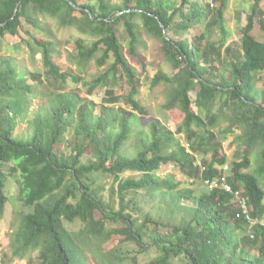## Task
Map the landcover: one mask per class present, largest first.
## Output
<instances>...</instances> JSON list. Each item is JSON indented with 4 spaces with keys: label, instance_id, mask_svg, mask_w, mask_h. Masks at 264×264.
<instances>
[{
    "label": "trees",
    "instance_id": "obj_1",
    "mask_svg": "<svg viewBox=\"0 0 264 264\" xmlns=\"http://www.w3.org/2000/svg\"><path fill=\"white\" fill-rule=\"evenodd\" d=\"M178 1L181 6L177 9L172 0H122L116 8L110 7L109 0H0V36H14L22 30L27 38L21 41L32 53L40 52L47 79L53 84L65 82L67 76L75 81L79 78L55 62L54 40L37 36L44 30L38 16L55 18L59 25L74 26L93 38L89 43L76 39L74 52H68V59L80 69L93 60L103 66L112 59L106 71L85 82L90 88L105 87L97 114L93 113V101L79 104L73 93L57 92L47 115L36 116L31 122L32 134L24 137L16 135V130L19 119L27 114L31 85L19 77L10 57L0 56V219L9 201V186L15 188L16 200L23 207L16 213L13 256L23 258L37 251L35 264H88L85 250L100 248L117 234L121 244L134 243L139 252H154L145 264H178L176 258L182 264H264V187L259 182V177L264 180V92L260 97L255 93L256 76L264 72V39L259 40L256 33L258 29L264 36L263 0H253L239 48L226 45L224 39L229 0ZM205 24L208 29L218 24L222 38L214 41L206 37ZM119 26L126 32L131 54L136 53L142 31L160 42V51L174 73L157 72L151 85H172L164 108H179L182 120L177 131L183 132L188 149L175 138L174 131L153 120L149 141L144 140L134 156L123 152L133 122L145 110L136 98L141 82L125 55ZM168 29L177 36L166 37ZM188 29L198 32L190 41L185 36ZM222 51L232 59L228 78L216 65ZM118 81L126 83V94H117L114 86ZM190 90H196L194 102L206 112L204 116L192 109ZM123 98L130 110L107 105ZM218 99V110H214ZM221 118L226 124L222 136L234 135L238 143L226 168L228 158L220 155L215 133ZM69 132L74 133L72 151L65 154L59 146ZM174 145L175 149L165 151ZM257 149L259 162L253 169L251 158ZM209 152L207 160L203 155ZM197 155L202 156L199 164ZM85 156L90 159L85 161ZM165 164L191 178L199 177L201 167L203 182H220L224 177L234 189L242 190L252 219L258 221L250 226L232 193L222 188L205 185L198 195L178 190L180 178L157 176ZM124 172L138 177L121 178ZM98 173L116 181L111 192L118 198L117 211L112 202L102 198L100 186L85 184ZM141 193L164 204L170 215L181 212L180 218L174 224H164L146 212L138 224L126 209L132 205L136 213V195ZM76 222L78 230L68 227ZM117 222H123L122 226L112 228ZM161 225L168 231L161 232ZM115 257L111 264L127 259V251L115 253ZM131 260L137 263L135 255Z\"/></svg>",
    "mask_w": 264,
    "mask_h": 264
},
{
    "label": "rangeland",
    "instance_id": "obj_2",
    "mask_svg": "<svg viewBox=\"0 0 264 264\" xmlns=\"http://www.w3.org/2000/svg\"><path fill=\"white\" fill-rule=\"evenodd\" d=\"M175 2L174 8H179L180 2L178 0H172ZM83 2L93 3L94 0H83ZM202 3H209L211 0H201ZM253 0H229L227 7L224 12V20L226 27V35L224 39L226 45L233 44L236 48H239L241 41V29L246 23V15L250 12V6ZM111 8H116V6L122 5V0H109ZM260 6L264 10V0L261 2ZM183 13H186L187 6L183 5ZM172 12V9L171 11ZM214 12V11H213ZM215 13V12H214ZM41 19L43 31L39 32L38 37L42 38L44 35L51 37L55 42V62L58 65L62 64V70L67 73L72 72L75 76L79 78L75 81L71 77L67 76L65 82H56L53 84L52 81L47 79V72L45 71L41 54L38 51L32 53L31 50L21 41L22 38H27L23 31L20 30L18 34L14 36L6 35L0 36V56L10 57L13 60L19 73V77L26 80L27 84L31 85V92L28 93L29 107L25 117L19 119V124L17 126L16 135H21L27 137L32 134V124L31 122L36 116L44 117L47 115L49 106L53 100V96L57 92L62 93H73L79 104H83L85 101H93L96 106L95 109L90 106V109H94L93 113L97 114L99 112L100 105L103 103V98L105 96V87L100 85L90 88L85 85V82H91L93 78L100 72L106 71L109 64L112 62L110 59L109 63L103 66H97L96 62L90 61L89 64L80 69L73 61L68 59V52H74L75 40L78 38H83L87 43L93 38L84 35L79 32V30L74 26H61L55 18L38 16ZM209 24H205L204 31L206 37L214 41H218L222 38L220 33V26L217 24L213 25L208 29ZM258 27V24L256 25ZM30 28V25H27ZM203 31V30H202ZM120 40L125 48V55L128 58L131 65L135 68L138 76L140 78L139 93L137 95V100L145 110V114H138L137 121L133 122L132 126L134 128L131 138L124 144L122 150L125 154L129 156H134L139 148H141L142 142L144 140L149 141L150 138V125L153 120H158L162 126H166L175 133V138L183 144L188 149V144L185 141L183 132L177 131L178 125L182 120V114L178 107L173 109L164 108L169 94L172 90V85H166L165 83H159L155 86L151 85L152 77L159 71L164 74L172 76L174 70H172L170 64L164 59L160 51V42L145 33L141 32V41L137 45L136 53L131 54L127 48V37L123 26L118 28ZM198 33L190 29L186 30L185 36L192 39L194 34ZM257 38L263 40L264 36L261 32L256 31ZM165 36L176 37L175 31L168 29L165 31ZM33 44V41L31 42ZM204 44V40L201 42ZM232 59L226 53L222 51L221 56L216 63L220 72L223 73L226 78H228L229 71L232 66ZM61 63V64H60ZM264 72L259 73L256 76V91L257 97L264 92ZM117 90V94L127 93L128 88L126 83L118 81L114 86ZM189 99L191 101V107L195 112H200L203 116L206 114L204 110H199L195 105L196 90L189 91ZM220 100L215 101L213 109L218 110ZM114 106V110L118 108H124L130 110L131 107L127 103L126 98H123L121 102L116 104H107ZM92 107V108H91ZM137 113V111H134ZM225 120L221 118V123L215 128V133L217 134L220 144L219 153L220 155H225L228 158L227 166L231 165L234 159V154L238 150V143L235 142L234 135L228 134L225 138L221 134V128L224 127ZM73 132L66 134V139L60 144L59 148L62 153L68 154L72 151ZM142 140V141H141ZM175 149L173 147H167L165 151H170ZM204 158L209 160L211 158V153L203 155ZM202 156L197 155V164L200 163ZM90 159L89 156H85L84 160ZM251 161L253 163V169L257 166L259 162L258 149L253 152ZM251 168V169H252ZM201 167L198 172V176L189 177L185 172H180L177 168H173L169 164L161 165L157 171V176L161 178H166L172 176L174 178H180L182 183L178 186V190H182L183 193L189 194V190L193 191L195 195L200 194L203 188H206L205 182L200 178ZM121 178L127 177H138L137 174L133 172H124L120 175ZM260 184L264 187V180L259 177ZM85 184L91 188H96L100 186L101 196L105 201L112 202L115 211L119 209L118 198L114 193L112 195V189L116 188L117 183L114 178L110 175L98 173L91 176L90 180H85ZM16 190L12 186H9L7 195L9 196V201L6 204L4 217L0 219V264H35L37 260V251L29 253L23 258L13 256V250L15 248L14 244V232L18 228L17 214L23 208L16 200ZM138 210L136 213L130 207L126 209L133 215V218H137L138 224L142 221V217L146 212H148L155 220L163 222L164 224H174L180 218L181 212L177 211L174 215L167 213V209L164 204H159L157 200L151 199L149 197L144 198L143 193L137 194ZM186 201L190 202L189 198ZM24 210H27L24 209ZM264 222V219L262 223ZM123 222H117L113 224V227L119 229ZM80 224L78 222L73 224H68V227L72 230H78ZM124 226V225H123ZM152 228L151 226L149 227ZM161 232L168 231V227L159 226ZM127 251L128 258L117 262V264H145L149 261L150 257L154 252H139L138 246L134 243L121 244L119 242V236L115 234L110 240L101 244L100 248H94L93 251L90 249L85 250V255L87 257L88 264H111L113 260H116L115 253L120 251ZM96 252V256L93 255ZM256 251L254 250V253ZM135 255L137 258V263H134L131 258ZM175 262L182 264L178 258Z\"/></svg>",
    "mask_w": 264,
    "mask_h": 264
},
{
    "label": "built area",
    "instance_id": "obj_3",
    "mask_svg": "<svg viewBox=\"0 0 264 264\" xmlns=\"http://www.w3.org/2000/svg\"><path fill=\"white\" fill-rule=\"evenodd\" d=\"M226 168V166H225ZM205 184L209 189H214V188H222L223 190L227 192H231L233 195V198L235 202L237 203L239 210L242 214V216L248 221V223L251 225H254L258 220L257 219H252L251 217V212H250V207L247 201V198L243 195L241 189H234L230 184H228L225 181V178L223 177L221 181H206Z\"/></svg>",
    "mask_w": 264,
    "mask_h": 264
},
{
    "label": "water",
    "instance_id": "obj_4",
    "mask_svg": "<svg viewBox=\"0 0 264 264\" xmlns=\"http://www.w3.org/2000/svg\"><path fill=\"white\" fill-rule=\"evenodd\" d=\"M70 4H72V2H70ZM73 5V4H72ZM74 7H76V6H74ZM17 9V8H16ZM16 9H15V11H16Z\"/></svg>",
    "mask_w": 264,
    "mask_h": 264
}]
</instances>
